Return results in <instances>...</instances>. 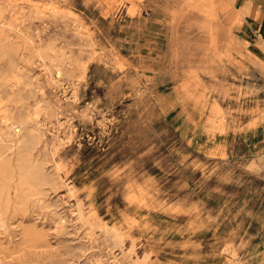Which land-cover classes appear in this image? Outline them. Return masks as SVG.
Segmentation results:
<instances>
[{
	"label": "rangeland",
	"instance_id": "rangeland-1",
	"mask_svg": "<svg viewBox=\"0 0 264 264\" xmlns=\"http://www.w3.org/2000/svg\"><path fill=\"white\" fill-rule=\"evenodd\" d=\"M230 11L0 0V264H264V38Z\"/></svg>",
	"mask_w": 264,
	"mask_h": 264
},
{
	"label": "crops",
	"instance_id": "crops-1",
	"mask_svg": "<svg viewBox=\"0 0 264 264\" xmlns=\"http://www.w3.org/2000/svg\"><path fill=\"white\" fill-rule=\"evenodd\" d=\"M230 28L238 47L256 51L264 38V0H229Z\"/></svg>",
	"mask_w": 264,
	"mask_h": 264
},
{
	"label": "bare ground",
	"instance_id": "bare-ground-1",
	"mask_svg": "<svg viewBox=\"0 0 264 264\" xmlns=\"http://www.w3.org/2000/svg\"><path fill=\"white\" fill-rule=\"evenodd\" d=\"M4 41V40H3ZM1 47V46H0ZM5 52V51H4ZM3 54V53H2ZM8 55V54H7ZM16 126H22L21 125V123H17V125ZM15 126V127H16ZM15 131H18V132H20L21 131V127L20 128H17V129H15ZM1 132V131H0ZM1 155V154H0ZM16 156V155H15ZM19 156V155H18ZM26 162V161H25ZM9 165V159L7 158V157H2L1 159H0V169H3L4 167H6V166H8ZM23 165V164H22ZM16 167V166H15ZM18 168V167H17ZM30 168V167H29ZM27 169L28 171L30 170V169ZM26 169V168H25ZM31 169H32V167H31ZM36 169V168H35ZM20 170V168L19 169H17V171H19ZM27 170H26V172H27ZM26 172H24L26 175H27V173ZM32 172V171H31ZM19 173V172H18ZM23 173V174H24ZM29 173V172H28ZM37 174V173H36ZM40 174V173H39ZM29 175H31L32 176V174L30 173ZM29 175H27L26 177H23L22 176V180L24 181V182H29V180H30V177H29ZM33 177V176H32ZM21 180V179H20ZM20 182H22V181H20ZM18 202V201H17ZM58 235V234H57Z\"/></svg>",
	"mask_w": 264,
	"mask_h": 264
}]
</instances>
